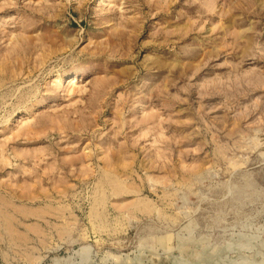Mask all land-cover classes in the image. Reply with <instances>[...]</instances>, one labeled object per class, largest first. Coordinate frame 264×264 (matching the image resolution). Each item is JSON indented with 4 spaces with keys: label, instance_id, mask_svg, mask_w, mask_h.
<instances>
[{
    "label": "rangeland",
    "instance_id": "rangeland-1",
    "mask_svg": "<svg viewBox=\"0 0 264 264\" xmlns=\"http://www.w3.org/2000/svg\"><path fill=\"white\" fill-rule=\"evenodd\" d=\"M0 264H264V0H0Z\"/></svg>",
    "mask_w": 264,
    "mask_h": 264
},
{
    "label": "bare ground",
    "instance_id": "bare-ground-1",
    "mask_svg": "<svg viewBox=\"0 0 264 264\" xmlns=\"http://www.w3.org/2000/svg\"><path fill=\"white\" fill-rule=\"evenodd\" d=\"M71 82H73V81H71Z\"/></svg>",
    "mask_w": 264,
    "mask_h": 264
}]
</instances>
